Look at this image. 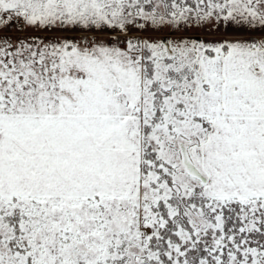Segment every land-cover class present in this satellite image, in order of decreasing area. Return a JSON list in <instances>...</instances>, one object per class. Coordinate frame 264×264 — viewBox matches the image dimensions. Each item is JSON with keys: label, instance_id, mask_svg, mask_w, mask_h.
<instances>
[{"label": "snow or ice", "instance_id": "obj_1", "mask_svg": "<svg viewBox=\"0 0 264 264\" xmlns=\"http://www.w3.org/2000/svg\"><path fill=\"white\" fill-rule=\"evenodd\" d=\"M0 264H264V0H0Z\"/></svg>", "mask_w": 264, "mask_h": 264}]
</instances>
